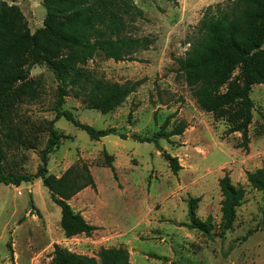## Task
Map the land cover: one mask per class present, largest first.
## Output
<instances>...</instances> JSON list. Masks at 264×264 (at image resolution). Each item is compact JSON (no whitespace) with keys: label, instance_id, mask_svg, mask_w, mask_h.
Segmentation results:
<instances>
[{"label":"rangeland","instance_id":"1","mask_svg":"<svg viewBox=\"0 0 264 264\" xmlns=\"http://www.w3.org/2000/svg\"><path fill=\"white\" fill-rule=\"evenodd\" d=\"M4 1L19 8L31 33L43 27V0ZM232 1L133 0L142 17L126 19L127 35L148 38L149 48L134 53V61L115 62L97 54L84 68L104 81L138 83L135 92L107 114L71 95L62 105L81 123L114 133L93 141L64 118L55 120L52 126L67 138L46 161L47 174L57 178L79 162L88 165L96 189L78 192L69 204L98 230L65 238L60 208L41 179L0 184V264H51L55 246L88 257H96L100 248L123 247L130 264H264V195L246 181V172L264 167V85L252 87L249 143L243 148L241 134L228 132L231 111L214 115L201 110L177 71V60L196 37L203 14ZM27 82L23 89L16 86V98L5 100L0 115L6 175L36 172L56 115L52 73L36 65ZM179 124L186 127L183 133L169 142L159 140V148L132 138L170 132ZM162 152L177 158L181 169L176 174ZM104 153L111 157L117 179L105 166ZM226 173L234 185L244 187L245 195L232 227L220 236L218 181ZM192 198L199 199L196 216L214 224L208 235L187 226Z\"/></svg>","mask_w":264,"mask_h":264},{"label":"trees","instance_id":"2","mask_svg":"<svg viewBox=\"0 0 264 264\" xmlns=\"http://www.w3.org/2000/svg\"><path fill=\"white\" fill-rule=\"evenodd\" d=\"M171 1V0H167ZM43 27L31 33L19 8L0 0V115L6 101L17 96L18 84L28 85V74L36 66H45L56 81L55 118L50 123L47 143L40 155L36 172L29 175H6L2 171L4 154L0 135V184L19 186L41 179L52 202L60 208V228L65 238L90 236L98 227L89 224L75 212L69 200L86 188L95 191L96 185L88 165L79 162L68 168L59 178L47 174V157L67 138L52 126L64 118L86 132L90 140L98 141L112 130H96L76 120L62 109L67 96L81 99L90 109L107 114L135 92L138 83L108 82L94 77L84 66L97 54L115 62L134 61L139 50H147L148 38L127 35L126 19L142 17L133 0H43ZM197 33L185 56L177 60V71L191 89L196 105L214 115L228 109V132L240 133L241 144L249 143L248 126L252 121V87L264 85V0H233L216 10L206 11L197 25ZM62 50L66 53L62 54ZM235 71L237 76L233 78ZM179 124L170 132H156L151 137L132 138L139 142L170 141L185 130ZM121 138H126L122 135ZM105 166L117 179L111 157L104 153ZM170 171L180 169L177 158L162 152ZM247 184L264 195V167L246 172ZM222 196L220 203V236L232 227L236 209L242 204L245 190L234 185L226 173L219 179ZM198 198L187 202L188 228L210 234L214 228L211 218L205 221L196 216ZM264 225V205L262 207ZM51 264H130V256L123 247L100 248L96 257L71 253L58 246L52 251Z\"/></svg>","mask_w":264,"mask_h":264},{"label":"crops","instance_id":"3","mask_svg":"<svg viewBox=\"0 0 264 264\" xmlns=\"http://www.w3.org/2000/svg\"><path fill=\"white\" fill-rule=\"evenodd\" d=\"M89 224L96 226L94 223H89ZM96 227H97V226H96Z\"/></svg>","mask_w":264,"mask_h":264}]
</instances>
